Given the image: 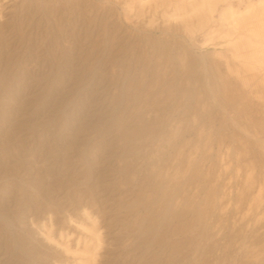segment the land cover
<instances>
[{
  "label": "rangeland",
  "instance_id": "rangeland-1",
  "mask_svg": "<svg viewBox=\"0 0 264 264\" xmlns=\"http://www.w3.org/2000/svg\"><path fill=\"white\" fill-rule=\"evenodd\" d=\"M208 2L0 0V264L260 250L262 215L236 197L248 171L264 186V86L210 34ZM230 2L264 4L211 0L218 27Z\"/></svg>",
  "mask_w": 264,
  "mask_h": 264
},
{
  "label": "bare ground",
  "instance_id": "bare-ground-1",
  "mask_svg": "<svg viewBox=\"0 0 264 264\" xmlns=\"http://www.w3.org/2000/svg\"><path fill=\"white\" fill-rule=\"evenodd\" d=\"M210 1L211 0H209V2ZM240 1L243 2V0ZM209 2L207 4L209 5L208 13L210 16V23L212 24L209 27L210 34L220 32L222 38L225 39L226 48L231 52L233 59L239 61L244 68L250 71L256 81L264 86V4L258 8L256 4L246 3L244 10L233 11V6L230 2L227 5L226 16L223 18V23L221 24V27H218L214 21L216 7ZM262 107L264 108V104H262ZM234 123L237 128H242L237 125L235 121ZM243 131L247 133V131ZM235 140L236 138L232 137L233 144ZM257 140L262 145L264 151V138ZM231 153V160L233 163L240 166L242 163L240 158L235 157L233 149H231ZM258 182L259 181H256L248 171L244 182V190L237 195L236 201H238L240 207L244 204H249V211L253 216L256 217L262 215V219L257 220V222L260 223L264 222V186L258 190L256 195H254L255 186ZM251 233H253V231L250 233H241V242L238 245L239 249L245 248V245L247 244L246 241ZM260 243L262 245L257 253L246 250L245 255L240 254L238 263L256 264L262 261L264 259V234L260 237Z\"/></svg>",
  "mask_w": 264,
  "mask_h": 264
}]
</instances>
